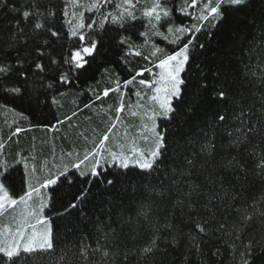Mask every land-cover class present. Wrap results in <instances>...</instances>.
<instances>
[{"label":"trees","instance_id":"trees-1","mask_svg":"<svg viewBox=\"0 0 264 264\" xmlns=\"http://www.w3.org/2000/svg\"><path fill=\"white\" fill-rule=\"evenodd\" d=\"M10 2L11 6L18 7L21 11L32 7L31 0ZM37 2L40 4V11L55 13L47 21L41 18V22L45 23V29L50 27L59 32V37H52L44 29L34 34L33 18L25 22L7 8H0V36L5 35L4 29L20 19V27L32 37L22 40L17 48L0 55V64L11 65L10 74H0V105H3L0 106V115L2 107L11 106L27 115L33 124L47 126L73 110L75 119L78 120V114L85 105L98 103L104 132L110 128L111 118L116 115V110L108 111L105 115L100 103L114 93L117 87H121L125 80L155 65L156 58L151 53L154 46L161 45V42L157 38L140 35L142 32L147 35L151 29L160 27L157 25L153 28L155 19L143 15L145 9L153 7L155 0H139L138 4L134 0L135 7L131 10L137 19L127 20L123 28L113 25L110 17L105 28H100L101 13L115 10V3L122 0H114L112 5L102 6L99 13H84L85 24L91 23L92 19L97 23L92 30L84 28L81 32L95 36L99 43L91 55L84 57L87 63L80 69L74 67V61L65 63L66 59L71 61L73 51L82 47L78 35H70L68 0ZM164 6L169 9L174 24L191 26L195 23L200 26L199 21L178 11L184 6V0H167ZM115 11L119 14L118 10ZM197 35L198 43H203L205 47L201 50L197 44L185 71L181 73L185 81L182 85V98L174 101L178 116L171 121L161 119L158 122L157 132L164 135L165 147L162 149L164 163L158 172L153 173L160 177L157 192L150 197L134 192L133 183L139 169L102 166L99 177H81L79 172L71 170L72 183L64 181L54 186L50 192L49 205L44 210L46 217L42 220L49 222L54 249L51 254H44L45 258L40 264H104L105 261L108 264H239V251L243 250V245L250 239L258 242L254 256L260 258L255 264H264V231L249 230L243 233L236 251L228 246L232 237L224 234L225 231L232 230L231 225L237 220L235 213L231 219L218 213L217 221L209 231L198 232L197 223H203L208 213L199 204L191 210L174 207L182 195L181 189H187L183 185L174 184L171 175L174 168L183 164L184 155L191 151L186 144L185 134L197 128L208 129L209 125L215 123L216 160L219 161L225 155L235 156L243 165L241 176H247V191L236 201V206L240 209L248 205L258 208V205L253 204L254 200H264V179L257 176V164L264 158V138L254 139L238 149L224 147L228 144L226 130L235 126L232 121L233 102L243 105L255 103L258 106L260 99L264 97V0H246V5L241 10L231 12L217 28L212 29L211 24L205 22L203 31ZM121 36L131 37V51L127 44L119 43ZM45 40L48 41L47 44L44 43ZM174 49L173 45L168 51ZM0 53H5L2 41ZM146 56L149 59H145ZM53 60L56 61L55 64L52 63ZM38 62L44 65L42 71L35 68ZM21 72L27 74L26 79H21ZM62 73L68 75L69 82L60 81ZM115 73L123 75L121 83L117 81ZM49 84L52 87L49 88ZM103 84L109 90L106 97L99 93L100 90L104 91ZM16 86L27 89L31 98H13L5 91ZM220 91L226 93L227 98L223 101L219 99ZM37 99L40 103L36 102ZM221 114L226 116L224 122L217 120ZM85 119L78 120L72 133L68 131L70 139L64 141L67 147L77 144L83 135L92 131L94 125L88 122L89 118ZM130 130L134 134L133 121ZM43 141L45 140H39L41 147ZM122 145L125 146L124 149L128 148L126 138L114 146L121 148ZM109 179L114 181L112 185L107 184ZM81 194L84 198L78 207L71 209L70 214L61 215ZM202 202L201 198L200 203ZM142 203L150 206L147 219L137 216ZM252 210V207H248L249 212ZM5 217V224L15 231L17 226L10 225V218ZM221 222L228 225L224 231L218 230ZM169 224L173 226L171 229L165 227ZM69 227L72 228L71 232L68 231ZM153 239H157L156 250L141 255V250L150 246ZM194 243H199V249L194 247ZM81 246H86V250ZM97 248H100L99 252L94 251ZM104 251H108L110 256L105 257ZM0 264L11 262L0 255ZM16 264H24V261L17 260Z\"/></svg>","mask_w":264,"mask_h":264},{"label":"snow or ice","instance_id":"snow-or-ice-1","mask_svg":"<svg viewBox=\"0 0 264 264\" xmlns=\"http://www.w3.org/2000/svg\"><path fill=\"white\" fill-rule=\"evenodd\" d=\"M31 3V8H25V10L21 11L20 8L11 6L10 0H0V8H7L10 13L19 15L25 22H29L30 18H33L34 23H32V29L34 34H38L40 30L44 29L50 32L52 37H59V32L50 27L45 29V23L41 22V18L47 21V19L54 16L55 13L48 12L47 10L40 11V4L37 0H31ZM113 3L114 0H92V3L85 7L86 11L89 13L94 11L99 13L101 12L102 6L112 5ZM135 3L138 4L139 0H135ZM166 3L167 0H155L153 7L145 9L143 12L145 17L155 19L156 24L152 25L153 28H156L157 25L161 27L167 25L168 35L158 30L154 34L162 36L169 44L175 46V49L171 52L163 48L155 47L151 56L156 58L155 67L160 70L157 74L158 78L152 82H147L143 79L139 80L140 85L151 87L155 93L150 99L158 101L159 111H154L153 114L148 117V119L152 121L158 116H163V118L169 121L177 118L178 111L174 105V101L182 98V85L185 83L181 73L185 71V66L189 62L191 53L197 44L201 50L205 47L203 43H198L197 35L203 31L205 22L210 23L212 29L217 28L227 19L231 12L241 10V8L246 5V0H184V6L178 9V11L194 21H199L200 26H197L195 23L191 26L174 24L169 9L164 6ZM134 7V0H122L120 3H115V10H118L119 14H117L115 10L101 13V30L105 28L109 17L113 25H119L121 28L124 27L127 20L135 21L137 17L131 10ZM80 15L81 20H83L84 14L81 13ZM20 22V19H17L9 28L4 29L5 35L0 36V41L4 42L5 53H0V55L6 54L10 49L17 48L22 40L26 41L32 38L20 27ZM96 23L97 21L95 19H92V22L87 24L81 22L78 28L92 30ZM70 35L72 37L78 35L79 40L82 42V47L81 49L73 51L71 61L66 59L65 63L68 64L74 61V67L76 69L83 68L87 61L84 60L82 53L91 55L96 49L99 40L95 36L90 34L86 35L84 32H78V30L71 31ZM140 35L146 36V33L142 32ZM169 35H171V39H169ZM208 35L209 39H211V31H209ZM130 39L131 37L125 36H121L119 39L121 45H128L129 51L133 48L129 43ZM85 42L87 43L85 44ZM44 43L47 44L48 41L45 40ZM145 43H147V40ZM158 53L159 55H157ZM135 54L140 55L139 52H135ZM145 59H149V57L146 56ZM52 63L55 64L56 61L53 60ZM35 68L38 71H42L44 65L38 62L35 64ZM145 70L147 71L148 69ZM10 72L11 65L0 64V74L7 75L10 74ZM142 74L143 72H137L136 76ZM136 76L125 80L124 85H132L136 81ZM20 77L22 80L26 79L27 74L21 72ZM60 81L62 83L69 82L68 75L62 73ZM48 87L50 88L52 85L49 84ZM203 87H206V85H203ZM5 91L13 98L23 99L25 96L31 98V94L28 93L27 89L19 86L7 88ZM108 92L109 90L106 89L103 93L104 96H107ZM135 94L137 96L140 95L139 92ZM218 95L221 101L227 98L224 91H220ZM96 98L100 99L99 96ZM36 102L40 103L38 99ZM233 103L234 110L232 113V121L235 126H230L226 130L228 144L224 147L228 149H238L254 139L264 138V97L260 99L258 106L255 103L251 105H243L235 101ZM85 107H88V105H85ZM122 107L123 106L117 108L116 112H121ZM236 109H238V111ZM188 111L190 112L191 109ZM133 114L135 115V113ZM217 120L219 122H224L226 116L221 114L217 117ZM115 127L116 125L113 124L108 129V132H112ZM216 127L217 125L213 123L209 125L208 129L197 128L195 131L189 130V132L185 134L186 144L191 151L184 155L183 164L179 168H174L171 175L173 177V183L183 185L187 191L181 189L182 195L175 202L174 207H178L181 210L185 208L191 210L199 204V207L206 210L208 216L204 219L203 223L198 222L196 225L200 233H206L210 230L211 225L217 221L218 213L222 214L227 219H231L233 213H235L237 215V220L231 225L232 230L225 231L224 234L232 237V242L229 243L228 246L233 251H236L243 233L249 230L264 231V200H254L253 204L258 205V208L253 207V205H248V207L253 208L251 212L248 211V207L240 209L236 206V201L247 191L245 187L247 176H241V172L244 171L243 165L235 156L225 155L219 161L216 160ZM145 128L156 137L155 150L145 154L133 148L132 152L134 155L132 156L110 151L105 145V142L108 141L110 137L105 133L95 148L85 154L82 159L70 165H65L63 171L51 173L40 187L29 186V190L19 196V202H25L26 199H31L34 194H40L41 189L58 186L64 181L71 184L72 179L70 171L72 169L79 172L81 177L86 175L99 177L101 175L100 169L102 166L127 169L130 163H134L140 170L133 183L134 192L144 197H150L153 193L157 192L159 187L157 181L160 177L154 176L153 173L158 172L161 165L164 163V153L162 149L165 147V137L163 134L156 131L157 125L155 123L152 124L151 128H148V125L145 124ZM17 131H19V129H17ZM145 139H147V137H145ZM104 152H108L111 157L110 162L104 157ZM90 157L93 161L92 167L87 173L81 171V166L84 165L86 161H89ZM257 169H259L257 176L264 179V158H261L260 162L257 164ZM5 179H7V177L4 173H0V210L5 207L12 208L18 204L17 198L10 195L8 185L4 183ZM113 183V180H107L108 185H112ZM83 198V194L77 196L75 200L68 205V208L65 209V213H61V215L66 213L70 214L71 209L78 207L79 202L82 201ZM201 198L203 199L202 203H200ZM41 207H43V205H41ZM198 210L199 209H197V211ZM149 211L150 206L142 203L137 216L147 219L149 217ZM37 223H45V221L37 220ZM206 225L209 227H206ZM28 227L34 228L32 225H28ZM165 227L171 229L173 226L169 224L165 225ZM227 227L228 225L221 222L219 223L218 230L224 231ZM157 230L159 231V229ZM68 231L71 232L72 228L69 227ZM233 233H235L234 236ZM8 235L11 236V240L5 239L0 243V254L6 257L11 264H16L17 260H23L24 264H40L45 258L44 254H51L54 249L50 231L37 233L33 230L28 234L25 225L22 223L17 226L15 231L10 230ZM112 235L114 238L115 234L113 233ZM173 239H175V237H173ZM257 246V241L254 239L248 240V242L243 245V250L239 251V264H255V261L260 258L259 256H254ZM81 247L86 250V246ZM156 247L157 239H153L150 246H146L141 250V255L153 253ZM194 247L199 249V243H194ZM94 251L99 252L100 248ZM81 255H83V252H81ZM103 255L108 257L110 253L104 251ZM62 259H66V257H62ZM104 264H108V262L105 261Z\"/></svg>","mask_w":264,"mask_h":264},{"label":"crops","instance_id":"crops-1","mask_svg":"<svg viewBox=\"0 0 264 264\" xmlns=\"http://www.w3.org/2000/svg\"><path fill=\"white\" fill-rule=\"evenodd\" d=\"M99 93L104 95V91L100 90ZM87 105L88 107H84L78 114L77 119L85 121V118H89L88 122L94 125L93 129L89 134L83 135L77 144L69 147L64 144V141L70 139L68 131L72 133L78 122L75 119L74 110L50 125L40 126L33 124L27 115L17 109L11 106L2 107L0 115V173H4L7 177L4 183L8 185L10 195L18 200L16 206L2 209L1 214L10 218V225L19 226L22 221L30 217L42 220V213L45 215L42 210L44 211L46 207L43 209L41 207V195H48L54 186L41 189L40 194H34L31 199H26L25 202H19V196L28 191L29 186L40 187L51 173L63 171L65 165L82 159L100 142L103 137V125L100 123L102 115L99 104L89 103ZM41 139L45 140L42 147V143H39ZM124 147V145L121 148L114 146L109 150L129 156L131 151ZM103 155L109 162L111 161L108 152H104ZM92 164L93 161L90 157L89 161L81 166V171L87 173ZM35 223L30 222L31 225Z\"/></svg>","mask_w":264,"mask_h":264},{"label":"rangeland","instance_id":"rangeland-1","mask_svg":"<svg viewBox=\"0 0 264 264\" xmlns=\"http://www.w3.org/2000/svg\"><path fill=\"white\" fill-rule=\"evenodd\" d=\"M68 3L69 6L67 11V20L71 26V31L78 30V32H81L83 29H79L78 26L81 22L84 23V21L81 20L80 14H84L87 12L85 6L90 5L92 3V0H68ZM157 30L168 35L167 25H164L163 27L160 26L158 29L155 30L151 29L146 35V37L157 38L158 40H160L161 45H156L154 47L163 48L168 51L173 45L169 44L166 40H164L162 36L155 35L154 33ZM171 38V35H169V39ZM82 55L83 58L85 56H88L87 54L83 53ZM159 71L160 70L156 68L155 65L153 68H149L147 71H140L143 72V74L140 76H136V81L132 85L125 86L123 83L122 86L117 87L114 93L110 94L109 97L105 96V100L100 103V106L103 108L105 115H107L108 111H115L117 108H121V106H123L122 111L119 113L115 111L116 115L111 118V126L115 124V129L112 132H108V129H105V131L103 132L104 134L107 133L110 137V139L105 142L107 148L116 145L122 139L126 138L129 151H131L130 156L134 155V153L132 152L133 148L138 149L139 151H142L145 154L151 152L152 150H155L156 137L153 133L149 132L145 128V124L148 125V128H151L153 123L158 126V122L161 119L165 118H163V116H158L154 121L148 119V117L151 116L154 111H159L158 101L150 99V97L155 95V93L153 92L151 87H148L146 85H140L139 80L143 79L147 82H152L158 78L157 74L159 73ZM115 75L117 77V81L121 83L123 75H120L118 73H115ZM103 86H105V84H103ZM107 87L105 86V88H103L104 91L107 89ZM137 92L140 93L139 96L135 94ZM133 113H135V115ZM132 121L134 125V134H132L130 130ZM145 137H147V139H145ZM129 167L138 169V167H136L134 163H130ZM50 197L51 193H49L48 195L45 194L44 196L41 195L40 204L43 205L42 209L49 205ZM42 212L44 211L42 210ZM1 213L2 210H0V243H2L5 239L11 240V236L8 235V233L10 230L13 231L10 226L5 224L6 217L2 216ZM42 217L45 219L46 216L42 213ZM38 219L39 218L30 217L27 218V220L22 221V223L26 227L28 234H30L33 230H35L37 233L50 231L49 222L46 221V224L37 223ZM30 222H36L34 225H32L34 226V228L28 227V225H31Z\"/></svg>","mask_w":264,"mask_h":264}]
</instances>
